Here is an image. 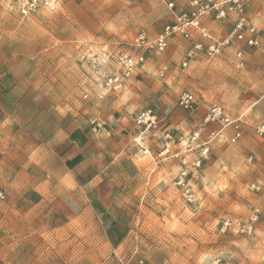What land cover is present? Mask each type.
<instances>
[{
	"label": "clouds",
	"instance_id": "9594fccd",
	"mask_svg": "<svg viewBox=\"0 0 264 264\" xmlns=\"http://www.w3.org/2000/svg\"><path fill=\"white\" fill-rule=\"evenodd\" d=\"M0 154V264H264V0H0Z\"/></svg>",
	"mask_w": 264,
	"mask_h": 264
},
{
	"label": "rangeland",
	"instance_id": "374dc122",
	"mask_svg": "<svg viewBox=\"0 0 264 264\" xmlns=\"http://www.w3.org/2000/svg\"><path fill=\"white\" fill-rule=\"evenodd\" d=\"M21 15H23V14H21ZM17 130H18L17 128H14V131H17ZM0 159H3V155L2 154H0ZM9 163L12 164L13 166H15V161H11L10 160ZM121 240H122V237H121ZM145 264H148L147 260H145Z\"/></svg>",
	"mask_w": 264,
	"mask_h": 264
},
{
	"label": "built area",
	"instance_id": "2783aa9c",
	"mask_svg": "<svg viewBox=\"0 0 264 264\" xmlns=\"http://www.w3.org/2000/svg\"><path fill=\"white\" fill-rule=\"evenodd\" d=\"M189 15H191V13H189Z\"/></svg>",
	"mask_w": 264,
	"mask_h": 264
}]
</instances>
